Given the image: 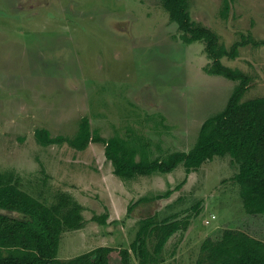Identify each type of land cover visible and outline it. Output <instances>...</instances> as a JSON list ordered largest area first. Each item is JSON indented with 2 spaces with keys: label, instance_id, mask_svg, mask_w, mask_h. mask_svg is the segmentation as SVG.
Listing matches in <instances>:
<instances>
[{
  "label": "rangeland",
  "instance_id": "374dc122",
  "mask_svg": "<svg viewBox=\"0 0 264 264\" xmlns=\"http://www.w3.org/2000/svg\"><path fill=\"white\" fill-rule=\"evenodd\" d=\"M224 1L190 0L192 19L236 50L222 62L252 78L243 100L264 96V0H227L226 17ZM181 34L162 0H0V171L15 172L24 190L47 203L64 192L83 206V226L62 236L60 262L104 245L120 264L119 250L131 247L146 218L188 224L156 264H196L209 235L228 223L238 229L245 208L229 154L189 174L180 164L124 180L101 142L78 150L35 136L44 128L73 137L87 117L92 131L123 137L150 159L192 149L237 81L208 73L206 43Z\"/></svg>",
  "mask_w": 264,
  "mask_h": 264
},
{
  "label": "trees",
  "instance_id": "16d2710c",
  "mask_svg": "<svg viewBox=\"0 0 264 264\" xmlns=\"http://www.w3.org/2000/svg\"><path fill=\"white\" fill-rule=\"evenodd\" d=\"M189 1L162 0V5L182 31L184 41L206 43V51L213 59L207 72L237 81L226 107L202 124L192 149L150 159L146 150L129 145L123 137L105 138L95 133L87 117L82 119L73 137H54L44 128L37 129L35 136L43 145L68 142L78 150H84L91 142H101L114 173L124 180L171 173L180 164L189 174L206 161L229 154L238 164V172L232 180L239 187L245 214L234 221L238 229L228 223L204 240L202 255L196 264H264V96L243 100L252 78L222 62L224 56L237 55V46H234L235 51H229L219 42L216 32L193 20ZM228 10L229 2L225 0L224 17ZM169 195L170 192L157 198ZM82 210L83 206L64 192L57 202L47 203L24 190L22 179L15 172L0 171V264H112L114 249L111 246L96 247L67 263L58 260L64 232L83 226ZM176 218L170 216L161 222L143 219L131 247L119 250L120 264H132V252L138 254L139 264H156L169 238L178 230L188 228V224ZM154 236L158 241L152 249L149 240Z\"/></svg>",
  "mask_w": 264,
  "mask_h": 264
},
{
  "label": "crops",
  "instance_id": "0c3cea01",
  "mask_svg": "<svg viewBox=\"0 0 264 264\" xmlns=\"http://www.w3.org/2000/svg\"><path fill=\"white\" fill-rule=\"evenodd\" d=\"M143 200H147V199L144 198ZM178 231H180V230H178ZM178 231H177V232H178ZM182 231H183V230H182ZM175 233H176V232H175ZM175 233H174L171 237H173V236L175 235ZM184 233H185V232H184ZM181 236H183V235H180V237H181ZM171 237H170V238H171ZM170 238H169V240H170ZM169 240H168V241H169ZM168 241H167V242H168ZM102 246H104V245H102ZM132 259H133V255H132Z\"/></svg>",
  "mask_w": 264,
  "mask_h": 264
},
{
  "label": "water",
  "instance_id": "95a60500",
  "mask_svg": "<svg viewBox=\"0 0 264 264\" xmlns=\"http://www.w3.org/2000/svg\"><path fill=\"white\" fill-rule=\"evenodd\" d=\"M46 264H56V263L49 262V263H46Z\"/></svg>",
  "mask_w": 264,
  "mask_h": 264
},
{
  "label": "built area",
  "instance_id": "2783aa9c",
  "mask_svg": "<svg viewBox=\"0 0 264 264\" xmlns=\"http://www.w3.org/2000/svg\"><path fill=\"white\" fill-rule=\"evenodd\" d=\"M213 217H215V216H213ZM206 222L209 223L210 221L207 220Z\"/></svg>",
  "mask_w": 264,
  "mask_h": 264
}]
</instances>
